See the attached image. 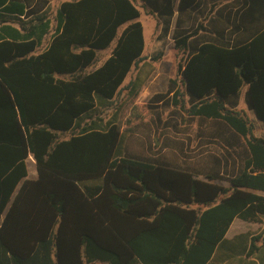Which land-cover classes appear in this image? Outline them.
Returning a JSON list of instances; mask_svg holds the SVG:
<instances>
[{"label":"trees","instance_id":"1","mask_svg":"<svg viewBox=\"0 0 264 264\" xmlns=\"http://www.w3.org/2000/svg\"><path fill=\"white\" fill-rule=\"evenodd\" d=\"M141 1L161 27L151 56L134 0L65 1L54 26L50 0H0V264H209L223 251L264 264V231L226 238L236 219L264 223V138L247 112L264 130V0ZM170 37L184 60L151 101L219 147L194 171L125 152L137 108L125 129L120 107L102 118L138 96L143 81L126 80Z\"/></svg>","mask_w":264,"mask_h":264},{"label":"rangeland","instance_id":"2","mask_svg":"<svg viewBox=\"0 0 264 264\" xmlns=\"http://www.w3.org/2000/svg\"><path fill=\"white\" fill-rule=\"evenodd\" d=\"M70 0H50L48 15L55 25L56 11L61 3ZM141 11L140 21L144 27L146 39L145 56H151L156 49V36L160 32L159 20L149 14L143 8L141 0H134ZM51 39V34L46 38L43 50ZM109 55V52L100 56V65ZM184 60L182 53L176 47L170 37L164 46L163 57L158 61L148 59L135 68L125 84L130 80L139 78L143 81V87L137 97L131 99L126 93H122L111 110L103 111L102 118L111 119L117 108H122L120 121L123 129L128 127V118H132L134 108L142 115V119L137 121L132 127L133 131H128L124 136L123 147L126 153L138 157H151L171 164H178L188 167L194 171V167H207L213 163L210 154L218 152L216 145H199L196 139L197 125L192 121L187 113L175 106L168 107L157 105L151 98L158 93H164L168 89L171 79H175L178 66ZM156 107V108H154ZM177 108V109H176ZM246 104L242 98L240 109H246ZM247 110V109H246ZM175 112H178L176 114ZM250 119L255 124L256 135L261 137L264 130L261 122L257 121L255 115L247 111ZM29 177L36 178V166L31 158L28 161ZM222 185H229L227 181L219 182ZM235 224H242L241 231H252L256 234L264 231V223H245L237 219ZM232 235V234H230Z\"/></svg>","mask_w":264,"mask_h":264},{"label":"crops","instance_id":"3","mask_svg":"<svg viewBox=\"0 0 264 264\" xmlns=\"http://www.w3.org/2000/svg\"><path fill=\"white\" fill-rule=\"evenodd\" d=\"M102 64V62L100 63V65ZM258 121V120H257ZM262 125V123H261ZM261 137L264 138V135H261ZM237 220V219H236ZM236 220L234 221V223L232 224V226L230 227L228 233L226 234V238L228 240L233 239L236 235L241 234V233H245V231H241L240 227L242 226V224H235ZM245 222V221H244ZM245 223H249V222H245ZM247 232V231H246ZM232 234V235H230ZM225 251L221 252V257H219V259L217 260H213L212 262H210L209 264H253L250 260L245 259L244 257H238L233 261L230 260H223V257L225 256Z\"/></svg>","mask_w":264,"mask_h":264}]
</instances>
